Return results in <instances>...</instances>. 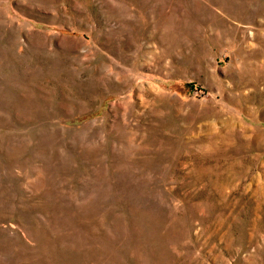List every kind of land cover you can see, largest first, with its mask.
<instances>
[{
    "label": "rangeland",
    "instance_id": "obj_1",
    "mask_svg": "<svg viewBox=\"0 0 264 264\" xmlns=\"http://www.w3.org/2000/svg\"><path fill=\"white\" fill-rule=\"evenodd\" d=\"M0 264H264V0H0Z\"/></svg>",
    "mask_w": 264,
    "mask_h": 264
}]
</instances>
